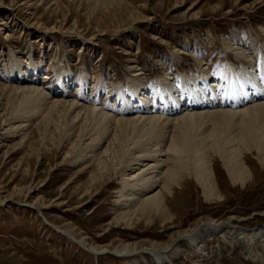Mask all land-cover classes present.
Instances as JSON below:
<instances>
[{"label": "rangeland", "instance_id": "374dc122", "mask_svg": "<svg viewBox=\"0 0 264 264\" xmlns=\"http://www.w3.org/2000/svg\"><path fill=\"white\" fill-rule=\"evenodd\" d=\"M20 1L0 0V87L17 83L18 70L29 69L28 74L35 77L38 85L45 81L43 77L51 75L50 78L53 71L62 69L61 78L69 76L71 80V94L76 92L75 79L87 81L88 100L75 101L94 108L95 114L105 112L104 108L114 112L118 95L111 97V102H103L105 97L101 95L92 99L93 103L89 93L96 81L106 92L113 89L115 93H125L133 84L132 73L124 68L128 53H138L139 67L145 70L141 78L147 88L158 82L175 85L179 79L197 75L195 57L204 61L212 74L220 67H240L224 50L223 39L229 40L236 31L258 40L264 27V0H35L31 9L20 6ZM34 20L43 27L41 30L29 27ZM134 22L136 28L131 27ZM49 28L59 29V33L44 35L42 32ZM116 30L121 32L113 33ZM99 32L106 33L100 42L90 41ZM198 46L202 54H197ZM179 49L191 57L183 56L172 63L170 55ZM53 84L54 91L61 90L57 82ZM6 91H0V201L8 196L12 199L0 205V264H124V260L109 254L95 257L67 240L51 224L98 249L113 250L125 244L138 252L169 247V264H264V237L251 246L214 234L200 235L195 243L173 244L178 236L207 221L224 223L231 219L237 232L264 231V164L258 162L255 149L245 151L239 159L247 171L243 186L232 183L223 160L212 150L206 151L212 142L206 138L210 134L229 142L227 152L242 150L236 142L244 134L238 117L225 128L205 121L195 133L204 150L196 166L211 157L207 170L218 200L206 198L202 188L208 183L205 177L200 179L202 186L193 177L184 178L166 196L164 214L136 212L126 226L127 220H116L131 208H118L123 200L118 192L124 177L113 172L108 178L90 183V173L96 169L92 159L69 163L78 158L79 147L70 152L75 145L60 146V120L51 122L47 131L41 130L38 123L44 113L34 111L37 115L26 129L9 132L20 122L13 119L26 115L28 111L24 110L32 104L27 100L19 107L22 96ZM41 110L44 112V107ZM257 123L258 133L264 134V112ZM250 133L245 132V136ZM169 141L161 146V153L155 154L158 160L165 159ZM180 159L184 169L179 174L193 173L192 164L183 155ZM205 168H201V174L206 173ZM85 188L89 191L82 194ZM14 189L20 190L18 195L13 194ZM29 190L34 194L24 198ZM36 198V206L47 207L39 213L26 206ZM134 259L131 264H156L147 254Z\"/></svg>", "mask_w": 264, "mask_h": 264}, {"label": "bare ground", "instance_id": "6f19581e", "mask_svg": "<svg viewBox=\"0 0 264 264\" xmlns=\"http://www.w3.org/2000/svg\"><path fill=\"white\" fill-rule=\"evenodd\" d=\"M257 1V3L263 2V0ZM20 2H23L20 6L31 9L35 0H22ZM2 5L1 2L0 6ZM136 23L134 22L131 27L136 28L133 26ZM29 27L37 31L43 28L35 20ZM58 30L49 28L42 33L46 35L58 32ZM260 30L262 36L257 35L256 37L259 41L248 34H241L236 31L231 34L229 40L223 39L224 50L229 57H234L240 63V67H220L219 72L212 74L208 67H205L204 61L193 56L197 75L191 79H179L175 85L158 82L147 88L141 78L145 75V70L139 67L138 53H128L124 68L128 73H132L134 80H132V85L127 86L125 93L120 90L115 93L116 90L113 91V89L106 92L100 81H96L94 86L90 87L92 90L90 89L89 96L92 97L90 100L92 102L95 98H100L101 95L105 97L103 102L110 101L109 99L114 98L118 93L115 99L117 103H115L114 112L103 106L104 109L102 110L105 112L95 114V109H91L89 105L82 106V103H76L75 98L79 101L88 100L85 94V83L87 81L83 78L75 79L76 84L73 86H76L74 90L76 92L71 94L68 91L69 87L72 86L71 80L69 76L61 78L62 69L53 71L54 75L50 78L51 75H48L47 78L43 77L45 81L43 80L38 85L35 77L28 74L29 69L25 72L18 70L20 75L16 79L17 83H10L8 87L1 85L0 91L7 90L6 92L12 93L13 96L21 95L19 107L27 100L32 105L27 108L28 110H24V112L28 111L25 113L26 115L13 119L20 122L17 126L15 125L16 127L13 126L9 132L26 129V124L38 112L44 113L38 123L42 127L41 130L44 129V132L47 131V127L50 126L51 122L54 123L60 120V146L66 143L70 146L75 145V147L70 148V152L79 147V151H77L78 158L75 161L72 158L73 161L71 160L69 163L75 164L84 161V159H92V163L96 167L95 175L93 172L90 173V183L108 178L113 172L124 177L121 184L122 188L118 192L123 200L120 201L122 204L117 202L118 208L126 209L130 206L131 208L120 213L116 220H127L126 226L130 225L129 221L136 212L145 215L150 213L164 214L166 196L170 195L171 189L179 186L184 178L193 177L202 186L200 179L205 177L208 183L203 185L202 188L205 190L206 198L208 200H218L219 196L213 193L215 186L210 180V173L207 170L211 157L204 158L203 163L196 166L199 163L198 161L201 160V154H204V150L199 147L195 133L205 121L212 122L214 127L225 128L231 125L234 118L238 117L239 125L242 127L244 134L236 142L242 146V150L237 148L227 152L225 146L229 142H222V140L210 134L206 138L212 140V142L210 141L211 143L206 147V151L210 149L214 155H218L224 162L225 170L231 182H237L240 185L245 182V175H247L246 169L239 162L245 151L255 149L258 162L264 164V134L258 133L256 128L258 126L257 121L264 112V43L262 42L264 27ZM117 31L121 32V30H116L113 33H117ZM105 34L99 32L89 39L98 43L100 37ZM83 49L85 48L83 47ZM196 52L202 54L203 51L200 46L196 47ZM122 53L123 50L120 54ZM183 56L191 57L180 49L170 55L172 63L179 62ZM34 70L32 68V71ZM51 81L53 83L57 82V86L61 90L54 91V84ZM207 93L211 94L212 97L207 96ZM159 101H162L163 104H160ZM43 107L44 112L41 110ZM34 111L37 113L34 114ZM94 114L95 116L92 118ZM54 116H56V119ZM88 127L91 128L88 129ZM248 131L251 133L245 136V132L248 133ZM72 138L75 140L71 142ZM168 139L170 141L166 152L170 154L166 153L164 155L165 159L160 161L155 154L161 153L159 149L167 143ZM130 144L132 146L129 149ZM152 148H157V150H151ZM181 155L184 156V160L192 164L193 173L179 174L180 170L184 169L180 159ZM140 167H143L142 170ZM202 167H206L205 174H201ZM163 168L165 171H161ZM157 188L158 190L153 192ZM88 191L89 188H85L81 193L87 194ZM19 192L20 190H13L14 195H18ZM34 192V190H29L24 198L30 197ZM140 196L143 198H139ZM11 199L8 196L0 201V205L4 201L9 202ZM38 199L36 198L33 204L26 203V206L36 213L46 207L36 206ZM229 220L224 223L204 222L197 226L199 228L190 230L188 233L186 231L182 236H178L173 244L181 241L195 243L200 235L212 234L218 235L223 240H231L236 244L239 241L251 246L253 243L262 242L264 231L237 232V229L234 228L236 226L232 223L234 220ZM50 227L95 257L109 254L124 260V264H131L135 262V256L147 254L152 257V261H155L156 264H169L168 256L172 252L169 247L162 251L152 247L138 252L132 246L125 244L117 246L113 250H108L106 247L98 249L87 244L82 237L76 238L73 234L62 231L52 224Z\"/></svg>", "mask_w": 264, "mask_h": 264}]
</instances>
